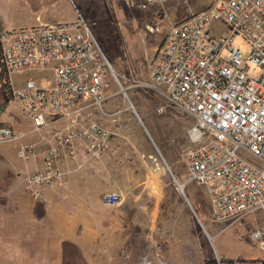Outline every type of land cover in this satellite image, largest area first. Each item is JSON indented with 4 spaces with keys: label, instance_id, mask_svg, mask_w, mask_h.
<instances>
[{
    "label": "built area",
    "instance_id": "built-area-1",
    "mask_svg": "<svg viewBox=\"0 0 264 264\" xmlns=\"http://www.w3.org/2000/svg\"><path fill=\"white\" fill-rule=\"evenodd\" d=\"M165 24L145 87L157 88L168 105L193 120L187 131L191 148L182 156L187 183L205 188L213 221L231 227L264 212V0H215L179 23L165 13L146 27L161 34ZM236 36L250 46L246 57L232 44ZM26 73L38 76L18 85L15 77ZM113 80L118 82L83 21L0 30L1 92L46 144L42 165L23 179L32 199L61 184V163L76 157L75 140L91 158L108 148L113 133L78 118L90 108L105 114L102 105L112 96L107 92ZM63 120L68 126L54 127ZM27 135L0 126V144L17 143L23 161L36 156L35 145L23 142ZM122 200L119 192L103 196L107 206ZM251 239L264 251V230ZM137 264L169 263L152 242Z\"/></svg>",
    "mask_w": 264,
    "mask_h": 264
},
{
    "label": "rangeland",
    "instance_id": "rangeland-1",
    "mask_svg": "<svg viewBox=\"0 0 264 264\" xmlns=\"http://www.w3.org/2000/svg\"><path fill=\"white\" fill-rule=\"evenodd\" d=\"M214 1L162 0L146 4L144 0H49L41 7L37 0H0V25L4 28L0 30L38 25L35 16L43 14L54 23L83 21L95 37L118 80L112 81L107 92L112 96L103 103L102 109L105 114H111L126 108L123 114L131 119L129 126L134 122L138 136L145 140V145L133 142L132 147L128 145L129 157L138 165L140 178L144 173L145 194L158 200L153 206L161 223L153 235V243L169 264H222L220 258L226 264L229 257L234 258L232 261L236 264L250 253L264 255L258 242L251 239L253 232L264 230V212L226 227L213 221L207 194L201 186L191 184L182 189L175 186L177 170L174 166L186 179L182 156L191 148L187 131L193 120L168 105L157 88L145 87L151 83L150 67L167 25H163L161 34L149 33L146 26L156 24L165 13L172 23H179ZM220 32V26L215 24V34ZM232 44L243 56L249 54L250 46L242 37L236 36ZM37 76V73H26L20 78ZM161 107L163 111L158 112ZM98 114L103 115L99 110ZM8 123L24 130L32 129L31 122L17 105L13 101L5 102L0 96V125ZM16 144H1L0 149L16 148ZM165 183L170 186L165 187ZM174 187L178 189L175 191ZM192 188L194 193L189 195ZM211 258L213 263L208 262ZM0 264H3L1 250Z\"/></svg>",
    "mask_w": 264,
    "mask_h": 264
},
{
    "label": "crops",
    "instance_id": "crops-1",
    "mask_svg": "<svg viewBox=\"0 0 264 264\" xmlns=\"http://www.w3.org/2000/svg\"><path fill=\"white\" fill-rule=\"evenodd\" d=\"M37 1L43 7L49 0ZM35 21L54 24L43 14H37ZM20 77H15L18 85L25 80ZM0 96L8 103L1 89ZM122 111L100 115L90 108L81 113L78 118L81 123L91 120L113 133L108 148L99 158H91L83 152V142L75 140L76 157L61 163V184L45 189L36 200L25 191L23 179L42 165L46 144L30 133L31 129L4 124L28 134L23 142L35 145L36 156L28 161L19 159L17 144L16 148L0 149L3 264H137L149 250L161 223L153 206L158 200L145 194L144 173L140 178L138 165L129 157L132 142L145 145V140L138 136L134 122L129 126L131 119L123 114L126 108ZM66 126V120L54 125L57 129ZM142 167L144 170L145 166ZM174 169L175 186L192 184L187 183L178 167ZM110 192L122 194L119 205L103 203L104 194ZM188 193L192 195L193 188ZM227 259L226 264H235L234 258ZM236 264H264V255L250 253Z\"/></svg>",
    "mask_w": 264,
    "mask_h": 264
},
{
    "label": "water",
    "instance_id": "water-1",
    "mask_svg": "<svg viewBox=\"0 0 264 264\" xmlns=\"http://www.w3.org/2000/svg\"><path fill=\"white\" fill-rule=\"evenodd\" d=\"M178 187H179V189H180V186H178ZM181 192H182V190H181ZM182 193H183V192H182ZM183 196H184L185 201L187 202V198L185 197L184 194H183ZM193 215H194L195 219L198 221L199 225H201L200 222H199V220H198V218H197V216L195 215V213H193ZM201 228H202V227H201ZM202 230H203L205 236L207 237V239L209 240V242H211V238L207 235V233L204 231L203 228H202Z\"/></svg>",
    "mask_w": 264,
    "mask_h": 264
},
{
    "label": "trees",
    "instance_id": "trees-1",
    "mask_svg": "<svg viewBox=\"0 0 264 264\" xmlns=\"http://www.w3.org/2000/svg\"><path fill=\"white\" fill-rule=\"evenodd\" d=\"M4 97V96H3ZM5 98V97H4ZM5 100H7L6 98H5ZM8 101V100H7ZM209 263H213L214 262V260H213V258H211V259H209V261H208ZM220 262L222 263V264H224V260L222 259V258H220ZM226 263V262H225Z\"/></svg>",
    "mask_w": 264,
    "mask_h": 264
},
{
    "label": "bare ground",
    "instance_id": "bare-ground-1",
    "mask_svg": "<svg viewBox=\"0 0 264 264\" xmlns=\"http://www.w3.org/2000/svg\"><path fill=\"white\" fill-rule=\"evenodd\" d=\"M180 189H182V186H180Z\"/></svg>",
    "mask_w": 264,
    "mask_h": 264
}]
</instances>
